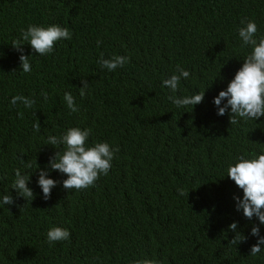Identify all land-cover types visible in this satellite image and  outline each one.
<instances>
[{
    "label": "trees",
    "instance_id": "16d2710c",
    "mask_svg": "<svg viewBox=\"0 0 264 264\" xmlns=\"http://www.w3.org/2000/svg\"><path fill=\"white\" fill-rule=\"evenodd\" d=\"M244 18L256 22L257 39L264 35V0H0V264H264V245L250 255L258 241L251 228L264 236V224L237 210L243 189L227 176L242 154L264 152V116L231 125L214 104L253 50L241 47ZM51 24L68 27L72 39L47 55L25 43L32 70L23 73L12 42L29 25ZM101 53L130 60L109 71L97 63ZM177 65L190 76L175 95L205 91L201 103L168 99L162 82ZM66 92L78 112L67 108ZM21 94L36 100L32 108L10 105ZM77 126L92 129L87 144L107 141L119 151L86 189H64L67 175L49 171L59 183L45 200L40 170L63 148L47 138ZM17 168L31 176L32 201L12 189ZM4 195L15 203L3 204ZM234 221L247 237L238 245L229 243ZM56 226L70 239L49 244Z\"/></svg>",
    "mask_w": 264,
    "mask_h": 264
},
{
    "label": "clouds",
    "instance_id": "9594fccd",
    "mask_svg": "<svg viewBox=\"0 0 264 264\" xmlns=\"http://www.w3.org/2000/svg\"><path fill=\"white\" fill-rule=\"evenodd\" d=\"M241 24L245 25L238 29L239 39L242 41L241 47L252 46V52L244 58L243 66L237 71L234 79L230 81L225 90H221L214 97V104L218 109L217 114L220 116L229 114L231 125H237L240 119L258 120L264 116V35L258 39L256 33L258 26L254 20L244 18ZM72 32L68 27L59 24H51L47 27L29 25L27 30H21L20 37L12 42V46L21 52L19 57L21 61V69L23 73L31 72L32 67L29 61V55L23 54V45L29 43L32 49L39 55L51 54L54 51V44L62 39H72ZM97 46L102 41L97 40ZM130 60V56L113 55L110 59L104 58L103 53L97 63L109 71H114L119 67H123ZM190 71L181 65L176 66V71L169 78L164 79L162 87L170 89L172 95L168 99L177 107L201 103L205 96V91H200L192 96L177 97L175 93L179 90L181 79H188ZM88 88V81H83V87L80 88V95H85ZM45 100L48 98L47 92H43ZM63 100L66 102L67 108L72 112H78L79 108L75 103V99L71 92L64 94ZM226 101V103H223ZM22 103L26 108H32L36 103L34 98L24 95H15L11 98L10 105L14 106ZM222 105V106H221ZM230 109V113L228 110ZM23 118L24 113H18ZM41 124L37 120L33 125V130L38 132ZM92 134L91 128L71 127L60 136L50 135L46 144H50L59 148L49 160V167L41 169L39 173L38 185L42 188L43 198L45 200L51 198V190L59 181L49 177V171L59 170L62 174L67 175V179L63 180V187L67 190H82L91 186H95V182L101 175H107L112 167V161L115 153L119 151L117 145L113 148L107 141L97 142L93 145L87 144ZM21 163L27 169L32 168V163L25 162L23 158ZM227 176L231 178L235 184L243 189V198L235 197L237 210H243V215L252 220L253 217L258 218L260 224H264V152L259 155L247 153L238 157V162L230 165L227 169ZM31 176L22 173L20 168L15 170V180L12 183V189L17 191L18 196L24 197L27 202L32 201L34 191L29 187ZM180 195H185L183 189H178ZM188 196V193H187ZM35 198V197H34ZM2 203L11 205L15 203L12 195H4ZM238 229V222L229 225V230L235 233L234 237L229 241L230 244L238 245L247 240V237ZM70 230L59 226L52 227L47 233L49 244L57 241H65L70 239ZM251 235L258 237L256 244L251 246L250 255L257 256L262 251L264 245V236L260 235V227L254 224L251 228ZM133 264H162L155 258L136 260Z\"/></svg>",
    "mask_w": 264,
    "mask_h": 264
}]
</instances>
